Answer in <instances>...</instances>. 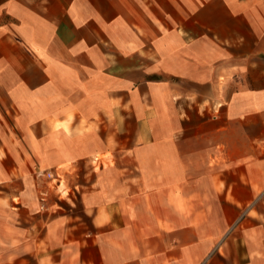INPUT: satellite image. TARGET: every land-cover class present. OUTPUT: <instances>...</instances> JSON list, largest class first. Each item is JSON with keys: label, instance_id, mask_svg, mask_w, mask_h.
Here are the masks:
<instances>
[{"label": "crops", "instance_id": "1", "mask_svg": "<svg viewBox=\"0 0 264 264\" xmlns=\"http://www.w3.org/2000/svg\"><path fill=\"white\" fill-rule=\"evenodd\" d=\"M0 264H264V0H0Z\"/></svg>", "mask_w": 264, "mask_h": 264}, {"label": "built area", "instance_id": "2", "mask_svg": "<svg viewBox=\"0 0 264 264\" xmlns=\"http://www.w3.org/2000/svg\"><path fill=\"white\" fill-rule=\"evenodd\" d=\"M45 174H46V176L49 177V178L54 177V173H53L52 171H46Z\"/></svg>", "mask_w": 264, "mask_h": 264}]
</instances>
